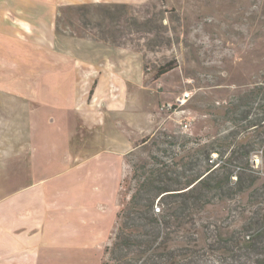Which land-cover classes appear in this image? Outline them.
Masks as SVG:
<instances>
[{
  "label": "crops",
  "instance_id": "0c3cea01",
  "mask_svg": "<svg viewBox=\"0 0 264 264\" xmlns=\"http://www.w3.org/2000/svg\"><path fill=\"white\" fill-rule=\"evenodd\" d=\"M152 1L0 0V92L27 103L28 128L0 160V264L101 263L100 225L109 238L122 166L153 116L138 58L105 45L89 57L56 28L70 8Z\"/></svg>",
  "mask_w": 264,
  "mask_h": 264
},
{
  "label": "trees",
  "instance_id": "16d2710c",
  "mask_svg": "<svg viewBox=\"0 0 264 264\" xmlns=\"http://www.w3.org/2000/svg\"><path fill=\"white\" fill-rule=\"evenodd\" d=\"M193 128L144 141L100 264H264V172L251 163L264 167V80L210 101Z\"/></svg>",
  "mask_w": 264,
  "mask_h": 264
},
{
  "label": "rangeland",
  "instance_id": "374dc122",
  "mask_svg": "<svg viewBox=\"0 0 264 264\" xmlns=\"http://www.w3.org/2000/svg\"><path fill=\"white\" fill-rule=\"evenodd\" d=\"M56 30L67 35L76 31L81 39L93 40L96 45L100 41L108 43L129 53V59L143 56L139 63L147 78L160 65L171 63L172 70L156 82L160 86L158 101L155 110L150 109L160 124L156 128L155 123L151 124L153 129L146 133L147 138L163 132L193 133L200 110L210 101L223 103L228 95L264 80V64L256 69L254 62L257 57H264V0H154L126 9L109 5L70 9L61 14ZM200 68L227 70L228 77L207 75ZM186 90L193 93L184 108L192 122L187 131H182V116L173 114L165 120L159 106ZM146 149L141 146L131 152L122 166L115 199L117 212L133 191L131 165L147 156ZM1 155L4 159L6 153L1 151ZM259 169L264 172L263 166ZM110 226L109 222L100 225L101 241L105 240L106 245Z\"/></svg>",
  "mask_w": 264,
  "mask_h": 264
},
{
  "label": "flooded vegetation",
  "instance_id": "af4514ba",
  "mask_svg": "<svg viewBox=\"0 0 264 264\" xmlns=\"http://www.w3.org/2000/svg\"><path fill=\"white\" fill-rule=\"evenodd\" d=\"M165 0H161V2H164ZM56 33L58 34L59 32L56 30ZM70 36H75L78 39H80V36L77 35L76 31H73L71 34H69ZM85 40V46H80V51L85 53L87 56H91L93 57L95 55V53H102V46H107L110 47L112 49H114L112 46H110L108 43H103L102 41H100L97 45H99V47H95V41L93 40H88V39H84ZM55 51L60 50L59 46H54ZM78 50V48H77ZM133 53V52H132ZM136 58L138 59H143V56L140 57L139 55L136 56ZM256 62V69L259 67L260 64H264V57H257L255 59ZM170 62L164 63L163 65H160L156 71L155 74L150 76V78H147V76L145 75V73H143L144 71H142V73L139 75L140 78V86H142V89H140L139 92L142 91V95L141 93L139 94V99L140 101L142 100L144 103V106L147 108H151L153 109V111L155 110V105L157 104L158 101V96H159V90H160V86L157 84L156 82L164 75H166L168 72L164 73V74H160L159 70L161 68H164L165 66L169 67V68H173ZM171 71V70H170ZM259 70H257L258 72ZM27 103H25L21 98H19L18 96L14 95H10L9 93H3L2 91L0 92V153L1 151H3L4 153H8L11 150V147L13 145V140H11L12 138L15 137V135H19L21 133H24L25 131H27V125L25 124V122H21L19 120V116L22 113L21 108H23L22 106H25ZM144 110V109H143ZM145 112V114H148L147 112L149 111H143ZM158 118V117H157ZM38 124L40 125L38 128H42L45 125L40 124L39 122L36 124V126H38ZM160 124V122L158 121V119L155 121V128ZM48 127V126H47ZM46 128H44V132L47 134V132H49L50 130H48ZM46 130H48L46 132ZM147 139V137H143V138H139L138 139V143L137 146L134 148V150H132L131 152L135 151L136 149L140 148L141 146H143L144 141ZM131 152L129 154H131ZM128 154V155H129ZM1 155V154H0ZM2 157V156H1ZM0 157V160H1ZM12 182H9V180L6 181V183L8 185H11V183H15V180H11ZM121 185V182L119 184V187ZM118 187V190H119ZM117 190V193H118Z\"/></svg>",
  "mask_w": 264,
  "mask_h": 264
},
{
  "label": "built area",
  "instance_id": "2783aa9c",
  "mask_svg": "<svg viewBox=\"0 0 264 264\" xmlns=\"http://www.w3.org/2000/svg\"><path fill=\"white\" fill-rule=\"evenodd\" d=\"M192 97L193 93L191 91H183L178 96H176L173 101L161 104L159 106V112L166 115L165 120L169 119L173 114L182 116L179 122V127L182 131H187L190 128L192 117L186 113L184 108L192 99ZM213 157H215V155H213ZM255 157L257 160L254 159ZM251 163L255 169H258L261 165V160L258 156H253ZM158 211L159 207L155 206V212Z\"/></svg>",
  "mask_w": 264,
  "mask_h": 264
},
{
  "label": "water",
  "instance_id": "95a60500",
  "mask_svg": "<svg viewBox=\"0 0 264 264\" xmlns=\"http://www.w3.org/2000/svg\"><path fill=\"white\" fill-rule=\"evenodd\" d=\"M200 71L203 72L204 74L207 75H212V76H217V77H221V78H227L228 77V71L227 70H221V69H215V68H200ZM150 112L152 113L153 116V121L151 122V124H154L156 121V117L153 114V112L150 110ZM150 124V130L148 133H150L152 131V125Z\"/></svg>",
  "mask_w": 264,
  "mask_h": 264
}]
</instances>
